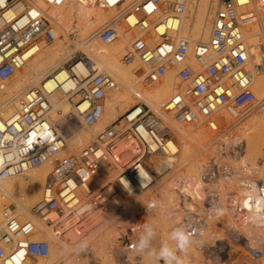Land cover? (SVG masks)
I'll use <instances>...</instances> for the list:
<instances>
[{
    "label": "built area",
    "instance_id": "2783aa9c",
    "mask_svg": "<svg viewBox=\"0 0 264 264\" xmlns=\"http://www.w3.org/2000/svg\"><path fill=\"white\" fill-rule=\"evenodd\" d=\"M68 1L0 0V89L26 65L29 53L41 42L55 41L58 18L50 11ZM73 1L103 10L113 7L111 0ZM186 2L140 0L119 19L134 31L122 62L138 70L142 85L153 86L169 70L176 69L175 93L161 107L160 116L151 113L146 105H139L141 109L135 117L128 113L123 124H113L99 132L95 142L77 152L69 151L68 142L78 132L72 127L73 118H80L82 129L92 130L102 119L107 96L118 88L111 75L96 74L84 84L70 73L67 81L71 87L65 97L71 102L77 99L76 110L63 117V122L52 120L51 98L55 90L45 86L29 92L11 120L0 118V180L52 164L33 214L56 237L71 241L85 238L96 214L103 217L112 208L117 213L114 222L120 234L115 239L119 262L132 264L131 255L140 264L144 252L136 250L137 241L143 225H150L159 206L149 199L128 207L120 196L122 181L135 182V192L145 191L137 182L141 170L150 174L152 183L171 171L160 161L174 156L170 145L177 144L170 120L180 126H204L217 135L218 151L201 171V197L188 195L179 182L170 190L174 231L187 232L193 246L192 252L177 254L183 264H264V181L257 175L252 177L253 171L230 162L237 155L244 156L245 143L224 142L228 131H220L218 123L221 113L237 118L255 104L254 74L264 72V39L259 43L260 56L253 67L244 28L247 23L257 22L258 16L242 12L250 5L249 0H220L212 16L209 39L194 42L180 36ZM115 25L98 32L102 44L111 45L120 38ZM160 28L164 29L162 34ZM151 41H156L155 45H150ZM155 158L160 162L159 171L152 172L151 161ZM105 167L115 176L100 182ZM32 229V222L21 221L14 209L4 208L0 264H26L28 257L44 255L45 244L29 241ZM209 234L212 237L204 240ZM163 235L152 237V247L146 252L154 254L165 245Z\"/></svg>",
    "mask_w": 264,
    "mask_h": 264
},
{
    "label": "bare ground",
    "instance_id": "6f19581e",
    "mask_svg": "<svg viewBox=\"0 0 264 264\" xmlns=\"http://www.w3.org/2000/svg\"><path fill=\"white\" fill-rule=\"evenodd\" d=\"M139 1L140 0H128L121 2L119 0H111L110 3L113 7L109 10L84 6L78 4L73 0L68 1L65 5L59 8H52L50 13L58 18V34L55 33V41L52 44L41 42L39 46H37L33 51L29 53L28 57L30 58L26 65L0 89V118L4 120H11L17 114L18 110L21 109L22 104L25 101L24 99L28 96L29 92H31L35 88H43V86H45V88L49 91L55 90V94L51 98V103L53 106L51 116L54 122H60L61 119L57 118L56 112L61 111L63 116H67L71 113V103H68V99L67 97H65V92L69 91V88L71 87L70 83H68L67 81L70 73H73L74 75L80 77L81 82L84 84L90 77L96 74L112 75L118 82V88L112 91L107 96V99L105 100V108L103 110V115L100 122L92 130L85 131V129H83L78 134V136L76 135V139H73L72 142L69 141L67 146L69 151L75 150L73 152H77L83 146H87L92 142H95L98 133L101 132V130H105L106 128L120 121L123 114L127 115L128 113H131V118L135 117L141 109V107L138 106L139 104H145L148 108L150 107V111H159V114H156L152 111L151 113L160 116L161 107L169 102L172 97L171 95L175 93L177 82L175 77L176 69L169 70L168 74L159 83H156L153 86H145L139 82L138 70L134 66L125 65L122 62L121 58L124 55L121 54L123 53L125 45V49H127V47L131 45V40H129V37L131 31L134 36V31L130 27L127 28V25H124L122 22H120L119 19L128 11H131L132 7L138 4ZM199 1L203 2L201 3L203 4V6L201 5L202 8H198L197 6V11L199 12L198 14H196L194 10L195 14L193 15L192 12H189V7H191L192 5L190 6V2L189 0H187L185 12L182 17L180 36L184 38L190 37L194 42H205L210 37L212 16L217 10L218 5L220 4V0H213V2L216 1V3H210V5V0ZM239 1L241 3H245L247 0ZM255 2L257 3L256 13L250 5L242 10V12L251 11L256 15H260L257 22L247 23L244 28L245 30H247V35L244 30L246 43L251 40L249 41V43L251 42L253 47V50H250V46L248 45L249 62L253 67L255 66V60L257 61V58H259L260 56L259 43L262 39H264L263 31L260 35H258V38L260 40L258 42V48L254 49L255 37L258 32L257 29L259 30L258 27L263 26L264 23V0H256ZM41 4H43V2H41ZM194 4L196 3L194 2ZM18 10L19 8L17 7V12ZM190 11L192 10L190 9ZM207 11L209 13L204 24ZM163 14L160 15L156 13L155 15L163 16ZM192 15L194 16L193 19H196V23L192 24L195 25V27L193 29V27L190 26V29L187 30L189 26L186 27V25L189 22L191 23ZM132 20L133 18L131 17L129 19V23H134V21ZM113 24H116L115 28L119 32L120 38L112 44L113 47L107 48L105 46L108 45L103 46L104 44H100V41V43L98 42V33L94 32V30H97L98 26L100 27V25L101 28H104ZM74 26H76L77 30L80 32L77 33L79 34L77 38H79L80 36L81 39H83L79 42H76L75 44L71 42V47V45L68 44L70 43L68 42V39L69 33L71 34V31L74 30ZM101 28L99 29L100 31ZM99 30L98 32H100ZM163 30V28H160L159 33L162 34L164 32ZM193 34H195L194 36L197 39L193 38ZM61 36L64 37L63 40L61 39ZM247 37L251 38L248 40ZM155 42L156 41H151L150 45H155ZM75 49H83L85 53L84 57H74V55H72L71 53ZM255 80L257 81L256 89L258 90V93H260V95L258 96L254 92L256 96L254 105L257 104V101V105H260L264 101V72H256L254 74V83ZM84 107L85 106H83V108ZM75 110L76 109H74V113ZM247 112L248 110L242 111L237 115V118L232 117L226 112L221 113L218 117L220 131L225 132L223 131V129L226 131L230 129L233 125L237 124L246 115ZM126 115H124V117ZM123 121L124 120H121V122H119L118 124H123ZM170 121L169 123H171L170 126L172 127L173 131L176 132L177 135H179L181 141V149L177 150V144H171L170 147L174 156H169L164 161L160 159V161L162 164H166L169 168H171V171L166 176H164L165 178L168 177L173 171L176 172L177 175L180 176V178H172L170 183H167L160 188H156V185L160 182H158L157 180H161L162 182V180H164L165 178L163 179L161 177L156 180L157 182L153 180L152 183V177L144 169L141 170V175L137 177V182L145 188V191H140L141 194H151L147 199L152 200L159 206L158 213L160 212V214L156 213L157 218H155V220H153V218L156 216V214L151 216L150 226L153 228L154 222L156 229L161 233L164 232L163 234H166L168 238L171 237V233L174 231L176 223L175 215L173 213L174 211L171 202L172 199L170 190L179 182L183 186V190L186 191L188 195L192 196L194 199H198L199 197H201V184L199 181V174H201V171L206 164L205 162V164L203 163V160L205 158L202 157V153H209L212 155L215 154L212 150L205 152V144L212 140L211 135L214 134L207 127L206 129L204 126H180L177 125L173 120ZM180 127L181 129L183 127H187L191 131H196L199 129L201 130L197 134L190 136L187 134L186 130H180ZM174 129L177 130L175 131ZM260 132L261 125L258 126L252 124L251 126H249L244 138L246 141V155L244 154V156L241 157L237 155L236 157H233L232 161L230 162L239 168L249 169L250 172L253 171L252 177L260 174L264 178L263 169L254 168L250 163L246 162V160L251 161V159H255L256 161L264 157V139L259 141V143L257 144L259 147H257L258 150L253 151L250 149L253 138L259 135ZM215 135L216 134H214V136ZM218 139L221 140V138ZM222 140L224 142L228 141V143H230L231 145L242 143L238 141V139L236 140L229 137H223ZM213 142H217V137L212 141V143ZM199 145L202 149H199L197 147ZM215 147L216 145H214L212 149L215 150ZM178 151L180 152V156ZM178 157L179 164L177 165ZM151 163L154 164V166L151 168V171H159V159H152ZM52 167V164H45L43 166L28 170L22 176L0 180V229L3 226V211L7 206L16 211V214L19 216V219L21 221L27 219V221L32 222L33 229L29 238L31 240L41 241H30L29 239L30 243L45 244L47 247L44 255L34 258L29 257L26 264H86V254L87 252L91 253V249L94 254L100 255V257L105 261L104 264H116L117 255L115 252V239L120 234L118 232V234L115 235L113 232L114 229L102 236L93 235L94 237L91 240L92 244L91 247H89V249H91L89 250L87 248L89 251L86 250L81 252L78 250L77 242L82 241L85 238L80 240L73 239L77 242H67V240H64L62 238L60 239L52 235L51 229L49 230V228H45L44 225H42L38 220L34 218V216H32L31 208L39 202L44 190L46 178L52 170ZM184 175H188L191 178H183ZM114 176L115 172H113L110 168L105 167L103 172L101 173L100 177L102 181L100 182L109 181ZM122 183L124 185V188L121 191L122 193H126L125 195H129L130 193H132L133 189L137 191V184L135 182L123 179ZM140 192L135 193L139 194ZM121 195L122 194L120 192V196ZM140 196L141 195H139L138 197ZM133 202H135L134 198L132 199V203ZM17 210L19 211L17 212ZM42 222L44 223L43 220ZM88 230L89 227L87 231ZM248 234H252V232L248 231ZM211 237L212 234H209L208 237H205L204 240L210 239ZM42 239L47 241H42ZM171 244L173 248H175L174 243ZM150 245L151 241L149 246ZM151 247L152 245L150 246V248ZM192 251L193 246L191 244L187 252ZM144 261L149 263L147 259Z\"/></svg>",
    "mask_w": 264,
    "mask_h": 264
},
{
    "label": "rangeland",
    "instance_id": "374dc122",
    "mask_svg": "<svg viewBox=\"0 0 264 264\" xmlns=\"http://www.w3.org/2000/svg\"><path fill=\"white\" fill-rule=\"evenodd\" d=\"M199 0H194V1H192V0H189V2H190V6L191 7H189V12H192L193 13V15L196 13V14H198V12L199 11H197L198 10V8L199 7H201V5L203 6V4H201V3H203V2H201V1H199ZM218 1V0H217ZM250 1V6L253 8V10L255 11V13H256V11H257V3L255 2L256 0H249ZM193 4H192V3ZM194 2L196 3V4H194ZM200 4V6H199V4ZM210 3H216V1H214L213 2V0H210V2H209V5H210ZM194 6V7H193ZM197 6H198V8H197ZM194 9H193V8ZM202 8V7H201ZM190 9L192 10V11H190ZM212 9V8H211ZM211 9H210V11H211ZM194 10H195V13H194ZM200 10V9H199ZM117 11V10H116ZM208 11H207V13H206V18H205V20H204V24H205V21H206V19H207V17H208ZM192 15V20H191V23L189 22L187 25H186V27H188V29L187 30H189L190 29V26L191 27H193V29H194V27H195V25H192V24H194V23H196V19H193V16ZM196 16V15H195ZM257 16L259 17L260 15L259 14H257ZM197 18V17H196ZM260 19V18H259ZM261 20V19H260ZM133 21V20H132ZM131 25L133 24V22H131L130 23ZM191 24V25H190ZM203 24V25H204ZM75 28H76V26H74L73 27V29L74 30H72L71 32V34L69 33V39H68V42H73V44H75L76 42H79L80 40H82L81 39V37L79 36V38H77L78 37V35L79 34H77L79 31L77 30V28H76V30H75ZM101 28V25H100V27L98 26V29L97 30H94V32H97L98 33V30ZM259 28V30L257 29V31L259 32H257V34H256V37H255V42H254V44H255V46H254V49L255 48H258V42L260 41L259 40V38H258V35H260L263 31H264V23H263V26H261V27H258ZM96 29V28H95ZM101 29H103V28H101ZM245 30V29H244ZM100 31V30H99ZM246 31L247 30H245V33H246ZM93 32V33H94ZM80 33V32H79ZM58 34V33H57ZM184 34H186V33H184ZM195 34H193V38H196L195 36H194ZM246 35H247V33H246ZM132 36H133V33H132V31H131V33H130V37H129V40H131V38H132ZM251 37H247V39L249 40ZM61 39L63 40L64 39V37H62L61 36ZM197 39V38H196ZM122 40V39H121ZM247 40V41H248ZM249 41H251V40H249ZM249 41L247 42V45H249L248 47L250 48V50H253V47H252V43L250 42L249 43ZM94 42H96V41H94ZM98 42H99V40H98ZM206 42V41H205ZM70 43H68L69 45H71V47H72V43L70 44ZM93 43V42H92ZM100 43V42H99ZM100 44H102V43H100ZM103 46H105V45H103ZM105 47H107V48H111V47H113V45L111 44V45H108V46H105ZM130 47V46H129ZM126 45H125V47H124V50H123V53L121 54V55H123L124 53H125V51H126ZM128 48V47H127ZM72 55H74V57H84V50L83 49H75L72 53H71ZM121 57V56H120ZM123 57V56H122ZM121 57V58H122ZM251 57V56H250ZM252 59V58H251ZM112 76V75H111ZM113 77V76H112ZM114 78V77H113ZM115 79V78H114ZM116 80V79H115ZM116 82H117V80H116ZM118 83V82H117ZM256 83H257V81L255 80V83H254V86H253V91L256 93V95H260V93H258V90L256 89ZM172 96V95H171ZM76 100L77 99H74V101L73 102H71V101H68V103H71V113L69 114V115H67V116H63V114H62V112L61 111H58V112H60V114L58 113V112H56V116H57V118L58 119H61L60 120V122H63L62 121V119H63V117H68V116H70V115H72L73 113H74V109H75V107H74V103L76 102ZM257 104H258V101H257ZM254 105L251 109H250V111L248 110V112L246 113V115L237 123V124H235V125H233L230 129H228L227 131H228V133L227 134H225L224 135V137H229V138H232V139H238V141H240V142H243V143H245V147H246V141H245V133L247 132V129L249 128V126H251L252 124H254V125H261V132H260V134L259 135H257L255 138H253V142H252V145L250 146V149L251 150H253V151H255V150H258V143H259V141H261L262 139H264V101L260 104V105ZM139 105H141V104H139ZM138 105V106H139ZM145 105V104H144ZM150 108V107H149ZM151 109V108H150ZM152 112H154V113H156V114H159L160 112L159 111H153V110H151ZM124 115H126V114H123L122 115V118L120 119V121H118L117 123H115V124H118L119 122H121V120H124ZM80 118H73V125H72V127L73 128H75L76 129V131H78L76 134H75V136H73V138L71 139V140H69L70 142H72L73 141V139H76L77 138V136H78V134L83 130L81 127H80ZM171 122V121H170ZM169 124H171V123H169ZM179 128V127H178ZM177 128V129H178ZM206 128V127H205ZM205 128H202V129H205ZM177 129H174L175 131L177 130ZM207 129V128H206ZM173 130V129H172ZM180 130H183V131H185L186 130V132H187V134L188 135H190V136H193V135H195V134H197L201 129H199V130H196V131H191L189 128H187V127H183L182 129H181V127H180ZM179 130V131H180ZM86 131V130H85ZM101 131H103V130H101ZM175 133V135L177 136V150H180L181 149V141H180V138H179V135H177L176 134V132H174ZM77 135V136H76ZM217 137V136H216ZM215 136H214V134L213 135H211V138H212V140L211 141H209V142H207L206 144H205V146H206V149H205V152H208L209 150H212V151H214L213 153H216V149H217V147H215V150L214 149H212L213 148V146L215 145V143L216 142H213L212 143V141L216 138ZM212 143V144H211ZM199 149H202L201 148V146L199 145V146H197ZM258 147V148H257ZM73 151H75V150H72V152ZM245 152V151H244ZM178 153H179V156H180V152L178 151ZM204 155V156H203ZM209 155H210V157H211V155L212 154H209V153H207V154H203L202 153V157L203 158H205L204 160H203V163L205 162V163H207L208 162V160H209ZM246 155V154H245ZM213 156V155H212ZM264 157H262L261 159H259V160H256L255 161V159H251V161H249V160H246V162L247 163H250L251 165H252V167H254V168H259V169H263L264 170ZM252 162V163H251ZM204 163V164H205ZM240 163V162H239ZM179 164V157H178V161H177V165ZM241 164H244V163H241ZM177 165H176V167H177ZM244 165H247V164H244ZM175 167V168H176ZM166 176V175H165ZM199 176H200V174H199ZM177 177H179L180 178V176L179 175H177V173L176 172H172L168 177H163V179L164 180H162V182H161V180H157L159 183L156 185V188H160L161 186H164L165 184H167V183H170V181H171V179L172 178H177ZM191 178L190 176H183V178ZM257 178H261V179H263L264 180V178H263V176L262 175H260V174H257ZM156 181V182H157ZM148 190V189H147ZM146 190V191H147ZM135 189H133V192L132 193H130L129 195L132 197L133 195V198L135 199V202H133L132 203V199H131V197H128V195H125L126 193H122V191H121V197H122V199L123 200H127L126 201V203H127V205H128V207H135L136 205H139V204H143L146 200H148L147 198H149L148 196H150V195H148L149 193H147V194H136L135 193ZM141 193V192H140ZM139 195H141L140 197H138ZM143 196V197H142ZM124 197H127V198H124ZM122 200V201H123ZM144 200V201H143ZM142 201V202H141ZM163 201H164V199H163ZM164 203V202H163ZM162 204V203H161ZM32 209H33V207L31 208V212H32ZM19 210H17V212H18ZM16 212V211H15ZM32 214V216H34V218L36 219V220H38L42 225H44L45 226V228H48L46 225H45V223H43L42 222V220H40L38 217H36L34 214H33V212L31 213ZM157 214H160V212L159 213H157ZM157 214H156V216L153 218V220H155V218H157ZM117 216V213L115 212V210L114 209H112V208H109L108 210H107V212L103 215V217H101L100 216V213H98V214H96V216L93 218L94 220L92 221V223H91V225L89 226V230L87 231V235H86V237H85V239L84 240H82L83 242H86L87 243V245H88V249H89V247H91V240L93 239V237L96 235H105V234H107V233H109L112 229H114L113 230V232H114V234L115 235H117L118 234V231H117V225H116V223L114 222V217H116ZM24 221H27V219L26 220H24ZM153 222V221H152ZM153 229H154V231H155V237H157V236H159L160 234H161V232H159L157 229H156V226H155V224H154V222H153ZM1 226V225H0ZM50 230V229H49ZM117 232H116V231ZM157 231V232H156ZM159 232V233H158ZM164 233V232H163ZM51 234L52 235H54L53 234V232H52V230H51ZM94 235V236H93ZM55 236V235H54ZM92 236V237H91ZM153 236V237H154ZM164 236V241H166L165 242V245H170V247H173L172 245H171V243H170V239L168 238V236L165 234V235H163ZM56 237V236H55ZM118 237V236H117ZM30 239V238H29ZM60 240V239H59ZM30 241H41V240H31L30 239ZM42 241H47V240H43L42 239ZM82 241H74L73 239L71 240V241H69V242H77V246H79V244L80 243H82ZM68 242V241H67ZM90 243V244H89ZM152 243V242H151ZM157 243H159V242H157ZM87 249V251H89ZM92 253V254H91ZM91 253L90 252H87V254H86V264H104L105 263V261L100 257V255H97V254H94V252H92V249H91ZM147 253V254H146ZM90 254V255H89ZM149 254V255H148ZM117 255V254H116ZM146 256V257H145ZM29 258V257H28ZM145 258V259H144ZM148 260L149 261V263H147L146 261H144V260ZM151 259V260H150ZM129 260L132 262V264H137L136 262H135V259H134V257L133 256H131L130 255V257H129ZM162 263V261H157L156 260V258H155V256H154V254L152 253V254H150L149 252H144L143 253V255H142V258H141V260H140V264H161ZM116 264H120V262H119V258H118V256H117V258H116Z\"/></svg>",
    "mask_w": 264,
    "mask_h": 264
},
{
    "label": "clouds",
    "instance_id": "9594fccd",
    "mask_svg": "<svg viewBox=\"0 0 264 264\" xmlns=\"http://www.w3.org/2000/svg\"><path fill=\"white\" fill-rule=\"evenodd\" d=\"M154 235V229L145 223L143 225L142 234L138 238L136 250L141 253L149 250V244ZM171 239L175 241V248L163 245L157 252L154 253V256L157 261H162V264H183V260L177 253H187V250L192 243L191 237L185 231L175 230L171 233ZM87 248L88 245L86 242H82L78 246V250L81 252L86 251Z\"/></svg>",
    "mask_w": 264,
    "mask_h": 264
}]
</instances>
